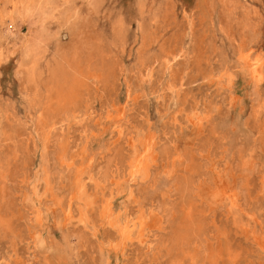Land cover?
Listing matches in <instances>:
<instances>
[{
    "label": "rangeland",
    "instance_id": "374dc122",
    "mask_svg": "<svg viewBox=\"0 0 264 264\" xmlns=\"http://www.w3.org/2000/svg\"><path fill=\"white\" fill-rule=\"evenodd\" d=\"M258 55L256 74L248 62ZM263 58L264 0H0L1 264H264ZM169 77L182 79L178 98ZM195 103L203 124L174 127V112ZM151 136L160 145L147 173L124 177L112 207L146 210L156 230L143 246L114 249L98 196L88 226L74 200L66 217L75 169L117 164L126 176Z\"/></svg>",
    "mask_w": 264,
    "mask_h": 264
},
{
    "label": "bare ground",
    "instance_id": "6f19581e",
    "mask_svg": "<svg viewBox=\"0 0 264 264\" xmlns=\"http://www.w3.org/2000/svg\"><path fill=\"white\" fill-rule=\"evenodd\" d=\"M29 8H30V6L27 4L25 6V8H23L22 10L19 11L18 14L25 13L26 11H28L27 9H29ZM63 14H64V12H63ZM8 20L10 23H13L15 21V12L14 11H12V13L8 16ZM7 31H8V29H7ZM30 50H31V47L29 46V44L26 45L24 48V51L26 53L30 54ZM184 54L185 53L182 49L178 50V52L175 51L173 53L171 52L169 54H166L164 56V58L161 59L162 62H160L163 71H170L172 69L173 64H175L176 59L180 56L185 57ZM246 61H247V59H246ZM248 63L251 66L252 70L254 71L253 73H255V71H256V74H257V69H258L259 65L261 64V58L259 57V55L257 57L252 58L250 60V62H248ZM154 69H155L154 66L148 65V66H145V68H143L142 70H139L138 76H139V81L141 82L142 85L144 83H146V81L149 82L151 80V77L154 73L153 72ZM155 72H156V70H155ZM182 85H183L182 79L180 81H176V80H173L171 77H169L165 82V89L169 90L171 94H174L175 97L178 98L180 92L182 91ZM128 99L131 100L130 98H128ZM112 108H113V106H112ZM80 112H81V110L77 109V108L70 110L68 112L69 113L68 117H71L74 120V123H78L79 121L77 120L78 121L77 122L75 120V118H76V116L79 115ZM83 113H86V110L83 111ZM106 113H107V116H109L111 111L107 110ZM207 116H208V113L205 110V108H199L198 104L195 103L194 105L189 106V107L182 106L178 111L174 112V114L172 115V119H171L172 121L171 122H172V125L174 127L176 126V127L182 128V123H185L186 127L188 126V127L196 129V128H199L203 124V122L205 121ZM68 117H66V118H68ZM110 122H112V124L114 125V126L113 125L112 126L117 129V131H118L117 133L121 134V133H123V131L126 130V127L124 126L125 121H124V118L122 116H116L115 117V115H114V117L110 118ZM52 126H53V123L51 124L50 127H52ZM45 132H46V130H45ZM125 132H127V131H125ZM91 134H92V132H91ZM90 136H91L90 133H86L85 131L80 136V141H79L78 145H81V147H80L81 150H83L84 147L86 146ZM130 140L132 141V144L134 146H136V144H138L140 142V139H138V138L134 139L133 137H131ZM158 145H160V141L159 140L156 141L154 136H151L149 138L147 137L145 139L144 144L142 146L141 154L135 159V161L133 163H131V164H129L130 162L127 163V164H129L127 169H126V176L127 177L123 173L124 169L117 166V164L114 166V169H112V170L107 169V168L103 169L102 167L92 169L89 165L90 164L89 162H88V164H86L82 168H80V167L76 168L75 169V171H76L75 174L77 177L76 178V184H75V187L73 189L74 190L73 195L68 200L69 203L67 204V208H66V217H67V215L69 216L72 212V202L71 201L74 200V203L76 205V209L78 211L79 218H80L81 222L84 225L88 226L89 224L92 223V214H91V211L89 210V207L95 203L94 200L98 196V199L100 201V203H99L100 220L102 223L109 224L115 231V241L113 243L114 249L123 248L124 246H126L128 244L132 245L134 243H136L140 246L147 244L149 242V238L152 235H154V234H152L153 231L156 230V229L152 230L151 229L152 227L149 228L148 226H146L147 211L140 208V210H136L131 215L128 214L126 212V210H124L122 212H118V213L114 212L113 207H112V199L115 196V194L119 193V191L122 190V184L124 181L123 180L124 177L129 178V180L131 181V180H135L138 174L147 173V171L149 169L148 155L151 152H153ZM71 162H72V160H71ZM67 165H69V164L67 163ZM125 180H127V179H125ZM127 189L128 190L126 193H127L128 197L132 196V194L134 192L132 187H130V188L128 187ZM229 199H230L231 204L235 205L234 196L229 195ZM157 206H155V207H157ZM157 209L159 210V206L157 207ZM248 217H249V215H248ZM250 217H252V215ZM251 221L253 222V220H251ZM252 226H255V224H252ZM250 228H252V230H253V227H250ZM253 233H255V230L252 231V234ZM256 233L259 237H262V235L264 234V231L261 228H259L258 230H256ZM255 236H256V234H255ZM154 237H156V236H154ZM259 237H258V239H259ZM260 240H262V238ZM152 241H153V239H152ZM149 244H151V243H149ZM149 244L146 246L147 248L150 247ZM0 264H1V262H0ZM2 264H14V261L10 257H8L6 260H4V262Z\"/></svg>",
    "mask_w": 264,
    "mask_h": 264
}]
</instances>
